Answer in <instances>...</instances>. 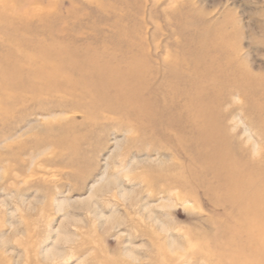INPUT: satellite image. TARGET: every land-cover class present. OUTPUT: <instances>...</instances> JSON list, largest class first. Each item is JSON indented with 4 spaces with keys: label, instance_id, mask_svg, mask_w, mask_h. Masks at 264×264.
I'll list each match as a JSON object with an SVG mask.
<instances>
[{
    "label": "rangeland",
    "instance_id": "rangeland-1",
    "mask_svg": "<svg viewBox=\"0 0 264 264\" xmlns=\"http://www.w3.org/2000/svg\"><path fill=\"white\" fill-rule=\"evenodd\" d=\"M40 44L144 55L153 117L76 106L81 88L0 93V264H204L224 209L164 180L194 154L172 141L167 67L215 93L233 151L264 155V0H0V66Z\"/></svg>",
    "mask_w": 264,
    "mask_h": 264
},
{
    "label": "bare ground",
    "instance_id": "bare-ground-1",
    "mask_svg": "<svg viewBox=\"0 0 264 264\" xmlns=\"http://www.w3.org/2000/svg\"><path fill=\"white\" fill-rule=\"evenodd\" d=\"M25 15L28 17L27 11ZM37 55L36 59L12 54L3 62L0 93L71 95L81 88L80 96L92 102L76 106L90 111H114L140 119V123L153 117L154 99L152 95L146 97L145 92L159 72L148 64V58L143 59L144 55L132 54L130 60H125L105 50L79 52L54 44H40ZM67 71L77 73V81L69 80ZM167 71L177 79L167 91L168 106L180 111L170 125L177 128L172 141L182 153L194 154L189 156L193 168L181 166V170L170 172L164 180L171 181L176 190H201L214 210L224 209L223 219L211 220L213 235L201 243L209 248L201 256L203 263L264 264V155L248 159L233 151L218 126L216 112L220 100L215 93L207 94V89L198 84L200 79L178 78L175 66L167 67ZM200 72L195 69L193 73L199 78L208 76ZM262 108L258 105V112L262 113Z\"/></svg>",
    "mask_w": 264,
    "mask_h": 264
}]
</instances>
